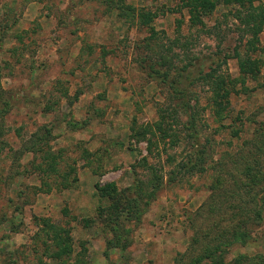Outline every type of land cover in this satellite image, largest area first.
<instances>
[{
  "label": "rangeland",
  "instance_id": "obj_1",
  "mask_svg": "<svg viewBox=\"0 0 264 264\" xmlns=\"http://www.w3.org/2000/svg\"><path fill=\"white\" fill-rule=\"evenodd\" d=\"M233 9L220 3L210 14L195 13L180 0H0V264H76L84 248L90 264H189L186 254L200 250L214 226L231 227L237 210L228 204L256 208L251 198L264 197V180L252 184L245 167L258 160L264 176L254 147L264 142V29L262 53L250 54L259 75L245 77L246 89L231 94L222 121L213 116L208 86L184 81L179 96L155 73L165 71L156 65L162 48L173 72L186 65L196 77L229 56L221 70L241 79L232 56L238 48L245 58V41ZM181 103L196 114L197 141L184 133L170 147L153 128L138 135L157 121L158 107ZM44 130L50 135L26 152L24 144L43 138ZM196 142L203 171L175 169L194 161ZM48 149L56 172L47 171ZM143 158L160 170L163 185L139 219L122 224L129 239L122 257L107 243L114 214L98 190L130 188L126 194L143 209L138 194L152 180ZM43 219L70 237L71 255L53 257L58 248L43 232ZM252 228L251 240L233 253L261 255L264 264V219Z\"/></svg>",
  "mask_w": 264,
  "mask_h": 264
},
{
  "label": "trees",
  "instance_id": "obj_2",
  "mask_svg": "<svg viewBox=\"0 0 264 264\" xmlns=\"http://www.w3.org/2000/svg\"><path fill=\"white\" fill-rule=\"evenodd\" d=\"M112 2V0H108V3ZM257 2V5L254 2ZM182 5H189L191 7V11L198 13L196 10L198 8L201 9L203 14L211 13L215 8L222 3L225 6L234 7L233 15L234 19L239 22V26L237 30L239 32V41H245L243 46L245 48V58H240V52L237 49H234V54L232 57L238 59V69L242 78L232 79L227 73H224L221 70L222 65H225L229 56H225L222 61L216 62L214 68H210L208 72L199 71L197 76H192V73L188 72V67L182 66L181 68H177L175 72H173V65L171 59L164 55V52L159 51V62L156 64L160 67H164L165 71L160 72V70H155L158 78L163 76V78L167 81L169 79L170 84H172L173 91H180L179 96L185 95V89H179V85L182 82L192 81V82H201L203 85L208 86L211 91L210 104L211 110L213 112V116L219 121L224 120L226 117V113L230 108V96L231 94H236L239 91L245 90L246 86L244 83L245 77H251L250 79H257L259 75V61L257 59H253L250 54H255L263 51V48L260 47V35L264 29V4L261 0H180ZM122 3L120 4L121 7ZM127 13H133V10L127 7ZM143 15L141 18H146V15ZM155 35L154 32L151 35ZM155 37L153 36L152 39ZM177 42V40H175ZM177 57V56H176ZM190 65V64H188ZM173 69V70H171ZM240 81V83H238ZM240 85V89L237 91L236 86ZM189 103L179 104L178 107H158L157 108V121L153 123L151 127H147L146 129L139 130L138 135L142 136L145 133H149L151 128H153V134L157 132L158 138L160 141H168L170 147H175L178 145L181 135H186L187 138L191 139V141H197V132L195 129V118L196 114L191 113ZM187 115L188 120L186 123L181 121V114ZM134 131V130H133ZM48 130H44L43 138L37 137L34 142L24 144V149L26 152L34 153L35 147L41 145V142L45 140L46 136L50 135ZM238 132L234 130L233 134L238 136ZM132 136V135H131ZM134 137V135L132 136ZM136 137V133H135ZM254 144V143H253ZM260 144V145H259ZM197 142L194 144V161L189 159L187 162L177 164L175 169H180L186 171L188 173L197 171L199 165L201 163V157L203 155V150L199 148ZM264 145V142H263ZM263 145L261 142L255 143V153L256 155H261L264 158V153H261ZM45 158L47 161V171L56 172V156L51 150L44 151ZM151 155V154H149ZM247 155L250 156V152H247ZM170 164H173L174 158L168 156L167 158ZM190 162L191 165L189 164ZM258 160H252L248 167H245V174L249 181L252 184H256V182H261L264 180V176L259 172ZM143 163L145 167H148L150 170V177L152 178L149 184H146V187L149 189L145 193L138 194L140 196L143 203V209H138V201L135 198H130L126 192L130 190L123 189L117 190L114 184L106 185L104 188H101L99 191L100 195L106 196L111 200L110 211L114 214L113 220H108L110 225L112 226V239L109 240L110 248H115L118 250L119 255L124 257V254L127 251V247L129 244L128 234L123 229L122 224L127 222L129 218L136 217L139 219L144 212L146 207L149 204V201H152L156 197V193L162 187V178L158 172L160 170H156L153 166H149L146 158H143ZM36 168L40 169L37 165ZM174 169V170H175ZM204 168L199 167L198 171L202 172ZM174 170H171V174L173 175ZM150 178V179H151ZM142 183L137 184V189H141ZM236 189L239 191L240 185H235ZM239 186V187H238ZM64 188L69 187V184L65 182L63 184ZM238 197V196H237ZM224 197L222 196L221 199ZM251 200L256 204V208H246L242 205H233L228 204V207H232V210H237L233 217L227 221V223L231 226L230 228H221L220 226H214L209 238L208 242H202L201 249L197 251H193L191 248L190 253H196V257L189 258L190 253L186 254V259L189 260V264H261L263 263V258L258 254H244L238 253L234 254L233 251L235 246L245 244L251 240V233L254 230L253 226L258 225L260 221L264 219V197L260 200H257L255 196H252ZM228 203L227 200H223ZM214 213V211H211ZM255 222L256 224L249 225L251 222ZM252 222V223H253ZM42 230L45 234L50 235L55 242V246L58 250L54 253L53 257L60 260L62 257L69 256L73 252V248H71L69 241H71L70 237L67 236L59 227L54 225H49L48 220H41ZM117 228L119 231H117ZM213 232V233H212ZM62 234H64L65 239L62 241ZM197 234V233H195ZM198 236V235H197ZM64 242V244H62ZM194 243H197L195 240ZM87 249H82V253H78L76 256V264H90L86 261L84 254H86ZM107 257V254H105Z\"/></svg>",
  "mask_w": 264,
  "mask_h": 264
}]
</instances>
